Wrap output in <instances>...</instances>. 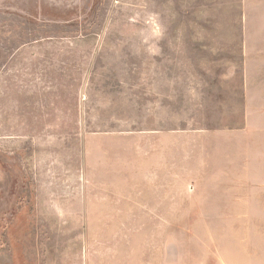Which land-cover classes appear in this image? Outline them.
I'll return each instance as SVG.
<instances>
[{
    "label": "rangeland",
    "instance_id": "1",
    "mask_svg": "<svg viewBox=\"0 0 264 264\" xmlns=\"http://www.w3.org/2000/svg\"><path fill=\"white\" fill-rule=\"evenodd\" d=\"M0 264H264V0H0Z\"/></svg>",
    "mask_w": 264,
    "mask_h": 264
},
{
    "label": "crops",
    "instance_id": "2",
    "mask_svg": "<svg viewBox=\"0 0 264 264\" xmlns=\"http://www.w3.org/2000/svg\"><path fill=\"white\" fill-rule=\"evenodd\" d=\"M154 147L150 150L151 153L149 152L148 162L146 163V165L148 166V168H150L151 164H152V167L154 169L156 167H158L159 168V175L161 176L160 177L161 180H162V177H164L163 180H164V182H166L167 181V170H166L167 156H166L165 151L167 150V148H165L164 144L162 145V149H160L158 147V149L155 150ZM160 151H161V153H160ZM161 158H163V159H161ZM128 160H130L129 161V163H130L131 159L128 158ZM162 167H163V169H162ZM143 185L148 186L147 183L143 184ZM126 186L127 187H125V185H123L125 190L128 189L127 192L124 190V196L123 197H119L117 199H114L113 201L109 200V202H110L109 204L111 205L110 206L111 209H114L111 211H116L117 209H119L121 207H123V209H119L118 213L110 214L108 216H114L115 217L117 215H131V216L142 215V214H144V210H146V212H148V213L152 212V209L154 207L151 204V200L157 199V198H155V196L151 197L149 195H147V196L143 195L140 191L139 186L136 187L134 183L130 187H128L129 184ZM160 203H162V201ZM165 203H166V208H167L169 206L167 198H165ZM162 206H164V204ZM117 207H119V208H117ZM123 210L124 211L127 210V212H120Z\"/></svg>",
    "mask_w": 264,
    "mask_h": 264
}]
</instances>
